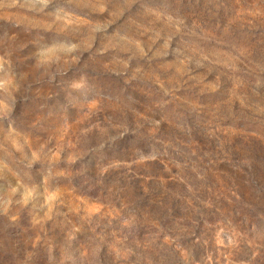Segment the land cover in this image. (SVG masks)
<instances>
[{"label":"rangeland","instance_id":"rangeland-1","mask_svg":"<svg viewBox=\"0 0 264 264\" xmlns=\"http://www.w3.org/2000/svg\"><path fill=\"white\" fill-rule=\"evenodd\" d=\"M0 264H264V0H0Z\"/></svg>","mask_w":264,"mask_h":264}]
</instances>
